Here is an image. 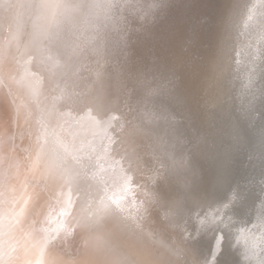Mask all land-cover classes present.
<instances>
[{"label":"bare ground","instance_id":"6f19581e","mask_svg":"<svg viewBox=\"0 0 264 264\" xmlns=\"http://www.w3.org/2000/svg\"><path fill=\"white\" fill-rule=\"evenodd\" d=\"M157 2L0 0V264H212L193 215L264 119V0L146 28Z\"/></svg>","mask_w":264,"mask_h":264},{"label":"water","instance_id":"95a60500","mask_svg":"<svg viewBox=\"0 0 264 264\" xmlns=\"http://www.w3.org/2000/svg\"><path fill=\"white\" fill-rule=\"evenodd\" d=\"M260 0H251L246 7L241 28L248 23L249 15L255 12L253 5ZM162 3V4H160ZM183 0H158L147 15L146 28L164 17L172 8L181 6ZM33 29L36 18H29ZM264 118V116H263ZM264 124V119L262 120ZM255 133H246L238 142L243 144L224 163L220 173L223 183L217 199L210 206L193 215L202 217L205 230L214 231L213 240L205 242L207 260L212 264H264V125ZM236 145V147L239 145ZM200 233L197 241L202 239ZM227 239V244H225ZM218 243H221L219 246ZM224 243V244H223ZM218 246V247H217ZM207 261V262H208Z\"/></svg>","mask_w":264,"mask_h":264}]
</instances>
